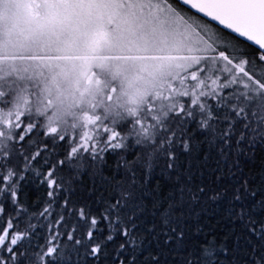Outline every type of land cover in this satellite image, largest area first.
Wrapping results in <instances>:
<instances>
[{"label": "snow or ice", "instance_id": "obj_1", "mask_svg": "<svg viewBox=\"0 0 264 264\" xmlns=\"http://www.w3.org/2000/svg\"><path fill=\"white\" fill-rule=\"evenodd\" d=\"M0 264H264V0H0Z\"/></svg>", "mask_w": 264, "mask_h": 264}]
</instances>
